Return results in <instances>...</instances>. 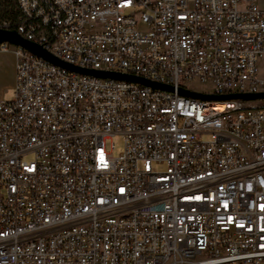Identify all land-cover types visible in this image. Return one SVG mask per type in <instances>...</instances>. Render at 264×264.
Segmentation results:
<instances>
[{"label": "built area", "instance_id": "obj_1", "mask_svg": "<svg viewBox=\"0 0 264 264\" xmlns=\"http://www.w3.org/2000/svg\"><path fill=\"white\" fill-rule=\"evenodd\" d=\"M0 100V264H264L256 0H15ZM209 84L197 91L190 81ZM121 149L112 155V137Z\"/></svg>", "mask_w": 264, "mask_h": 264}, {"label": "water", "instance_id": "obj_2", "mask_svg": "<svg viewBox=\"0 0 264 264\" xmlns=\"http://www.w3.org/2000/svg\"><path fill=\"white\" fill-rule=\"evenodd\" d=\"M2 42H8L10 44L18 45L24 48L25 50H27L28 52L38 57H41L42 59L54 65L63 67L69 71L86 74V75L97 76V77H112L116 79L137 82L143 85L150 86L152 88L165 89L168 91L172 90V87L169 85L150 81V80H147V79L135 76V75L123 74V73L113 72V71L85 69V68H81V67L66 63L64 61H61L53 57L45 49H43L40 45L22 38L14 29L0 28V43ZM178 93L184 96H189L192 98H198V99H203V100H208V99L264 100V90L254 92V93H229V94H222V95H211V94H203V93H199L195 91L178 88Z\"/></svg>", "mask_w": 264, "mask_h": 264}, {"label": "rangeland", "instance_id": "obj_3", "mask_svg": "<svg viewBox=\"0 0 264 264\" xmlns=\"http://www.w3.org/2000/svg\"><path fill=\"white\" fill-rule=\"evenodd\" d=\"M3 21H0V24ZM11 46L7 51L0 52V100L9 99L13 94L14 89V77H13V55L11 53ZM257 73L258 76L263 79L264 83V57H262L257 62ZM189 87L197 91H208L210 90L209 84L198 83L197 81H190ZM264 88V85H263ZM260 105H264V100H259ZM114 143V149L112 150V155H116L121 149V138L119 136H114L108 143Z\"/></svg>", "mask_w": 264, "mask_h": 264}, {"label": "trees", "instance_id": "obj_4", "mask_svg": "<svg viewBox=\"0 0 264 264\" xmlns=\"http://www.w3.org/2000/svg\"><path fill=\"white\" fill-rule=\"evenodd\" d=\"M17 14L15 0H0V21H13Z\"/></svg>", "mask_w": 264, "mask_h": 264}, {"label": "crops", "instance_id": "obj_5", "mask_svg": "<svg viewBox=\"0 0 264 264\" xmlns=\"http://www.w3.org/2000/svg\"><path fill=\"white\" fill-rule=\"evenodd\" d=\"M256 5L260 8V9H264V0H256ZM12 53V52H11ZM13 55V54H12ZM14 59V56H13ZM13 77H14V62H13Z\"/></svg>", "mask_w": 264, "mask_h": 264}]
</instances>
